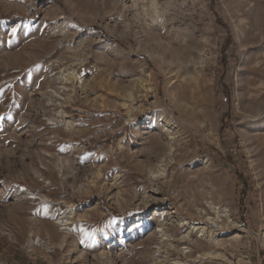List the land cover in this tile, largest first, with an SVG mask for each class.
Listing matches in <instances>:
<instances>
[{
  "label": "rangeland",
  "instance_id": "374dc122",
  "mask_svg": "<svg viewBox=\"0 0 264 264\" xmlns=\"http://www.w3.org/2000/svg\"><path fill=\"white\" fill-rule=\"evenodd\" d=\"M151 2L0 0V264H264V0Z\"/></svg>",
  "mask_w": 264,
  "mask_h": 264
},
{
  "label": "bare ground",
  "instance_id": "6f19581e",
  "mask_svg": "<svg viewBox=\"0 0 264 264\" xmlns=\"http://www.w3.org/2000/svg\"><path fill=\"white\" fill-rule=\"evenodd\" d=\"M150 2H151V0H150ZM151 6L153 7V9H154V12L156 13V16H159L160 15V12H159V4H158V2H157V0H152V2H151ZM156 18V17H155ZM163 20V19H162ZM69 122V121H68ZM153 173H155V171H152ZM43 179V178H42ZM30 194H34L33 192H30ZM36 195L33 197V199H40L42 202H47V201H49V199H48V197L46 196V195H43V194H40V193H35ZM79 209H77L75 206H73V205H70L69 206V209H68V211L66 212V213H64V214H58V215H60V216H58V215H54L53 216V218L55 219V221L57 222V223H59V225L60 226H64V228L65 229H67L68 227H67V225L68 224H70L71 223V221H72V219H73V217L75 216V214L77 213V211H78ZM227 209H224L223 211H226ZM229 211V210H228ZM227 212V211H226ZM167 214L168 213V211L167 210H165V209H162V210H160V209H155V215L157 214V216H158V214H161L160 216H162L163 214ZM224 213V212H223ZM222 215V214H221ZM224 216V215H223ZM160 219V218H159ZM160 220H162V219H160ZM207 228V227H206ZM206 228L204 227V226H198L197 224H195V225H192L191 226V230L188 232V235L189 236H191L190 234H191V232H194V231H198V232H202L203 234V236H205L206 238L208 237V234H209V239L208 240H206L207 242H211V243H216V244H218L219 243V241H218V238H216L215 236H213V233H212V230H209L208 231V229H207V231H208V234H207V231H206ZM160 232H161V236H165L167 233H166V231H165V228H161V230H160ZM185 236H183L182 238H184ZM39 239V238H38ZM36 240V239H35ZM34 239H29V241H28V244H29V246L31 247V246H33L35 243H36V241H35ZM38 243V242H37ZM158 248H160L159 246H158ZM185 248V247H184ZM187 248V247H186ZM188 252H192V249H189L188 250ZM171 264H188V263H186V262H184V261H181V260H171Z\"/></svg>",
  "mask_w": 264,
  "mask_h": 264
},
{
  "label": "snow or ice",
  "instance_id": "6c2138e0",
  "mask_svg": "<svg viewBox=\"0 0 264 264\" xmlns=\"http://www.w3.org/2000/svg\"><path fill=\"white\" fill-rule=\"evenodd\" d=\"M12 35L15 36V29H13ZM85 236L88 237V238H92L93 234L85 232Z\"/></svg>",
  "mask_w": 264,
  "mask_h": 264
}]
</instances>
